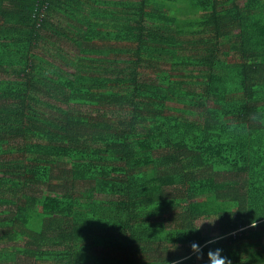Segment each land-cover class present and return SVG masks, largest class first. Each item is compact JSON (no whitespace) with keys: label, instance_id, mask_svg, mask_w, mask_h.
Segmentation results:
<instances>
[{"label":"trees","instance_id":"16d2710c","mask_svg":"<svg viewBox=\"0 0 264 264\" xmlns=\"http://www.w3.org/2000/svg\"><path fill=\"white\" fill-rule=\"evenodd\" d=\"M214 237L264 264V0H0V264Z\"/></svg>","mask_w":264,"mask_h":264},{"label":"clouds","instance_id":"9594fccd","mask_svg":"<svg viewBox=\"0 0 264 264\" xmlns=\"http://www.w3.org/2000/svg\"><path fill=\"white\" fill-rule=\"evenodd\" d=\"M219 239L220 237H214L213 239L207 241L204 245L193 242L190 245V257L194 256L197 262L202 261L203 264H232L230 257L224 254L223 248L212 247V245H216L218 243ZM205 248L208 249L206 252L204 251Z\"/></svg>","mask_w":264,"mask_h":264},{"label":"rangeland","instance_id":"374dc122","mask_svg":"<svg viewBox=\"0 0 264 264\" xmlns=\"http://www.w3.org/2000/svg\"><path fill=\"white\" fill-rule=\"evenodd\" d=\"M63 163H64L63 166H68L67 163L65 162ZM217 224L218 223L216 220L199 221L197 223V225L202 229L204 234H206L207 236H217L218 235Z\"/></svg>","mask_w":264,"mask_h":264}]
</instances>
